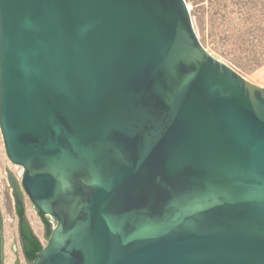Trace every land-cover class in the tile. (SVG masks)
<instances>
[{"label":"water","instance_id":"obj_1","mask_svg":"<svg viewBox=\"0 0 264 264\" xmlns=\"http://www.w3.org/2000/svg\"><path fill=\"white\" fill-rule=\"evenodd\" d=\"M0 128L29 264H264V88L185 0H0Z\"/></svg>","mask_w":264,"mask_h":264},{"label":"rangeland","instance_id":"obj_2","mask_svg":"<svg viewBox=\"0 0 264 264\" xmlns=\"http://www.w3.org/2000/svg\"><path fill=\"white\" fill-rule=\"evenodd\" d=\"M195 33L213 57L248 82L264 88V0H185ZM24 169L6 153L0 128V213L3 224V264H29L18 233L17 203L10 176L20 191L25 217L46 247L45 225L22 187ZM56 223L51 224V228Z\"/></svg>","mask_w":264,"mask_h":264},{"label":"trees","instance_id":"obj_3","mask_svg":"<svg viewBox=\"0 0 264 264\" xmlns=\"http://www.w3.org/2000/svg\"><path fill=\"white\" fill-rule=\"evenodd\" d=\"M16 214L18 216L19 225L21 228L20 237H22L23 242H24V246L22 247L24 258L29 261H34L37 255L42 251L43 245L37 236L32 235L33 232H32L31 226L24 217L25 209L23 205L17 206ZM37 214L45 226L50 225V221L47 217H45L38 211H37Z\"/></svg>","mask_w":264,"mask_h":264},{"label":"flooded vegetation","instance_id":"obj_4","mask_svg":"<svg viewBox=\"0 0 264 264\" xmlns=\"http://www.w3.org/2000/svg\"><path fill=\"white\" fill-rule=\"evenodd\" d=\"M19 227H20V225H19V222H18V229H19ZM18 233H19V231H18ZM19 236H20V234H19Z\"/></svg>","mask_w":264,"mask_h":264}]
</instances>
